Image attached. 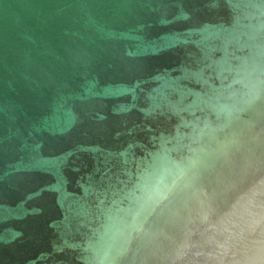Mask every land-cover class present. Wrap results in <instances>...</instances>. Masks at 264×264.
Here are the masks:
<instances>
[{
	"label": "water",
	"instance_id": "obj_1",
	"mask_svg": "<svg viewBox=\"0 0 264 264\" xmlns=\"http://www.w3.org/2000/svg\"><path fill=\"white\" fill-rule=\"evenodd\" d=\"M0 264H264V0H0Z\"/></svg>",
	"mask_w": 264,
	"mask_h": 264
}]
</instances>
